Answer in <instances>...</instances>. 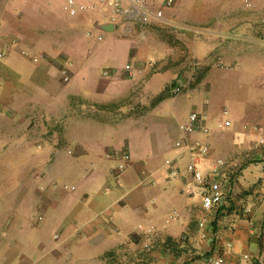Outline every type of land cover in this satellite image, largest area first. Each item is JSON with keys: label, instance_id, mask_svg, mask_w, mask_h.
I'll use <instances>...</instances> for the list:
<instances>
[{"label": "crops", "instance_id": "obj_1", "mask_svg": "<svg viewBox=\"0 0 264 264\" xmlns=\"http://www.w3.org/2000/svg\"><path fill=\"white\" fill-rule=\"evenodd\" d=\"M150 1L162 9L160 20L113 24L98 12L73 18L64 0H0V264H207L216 254L223 264H264V0H252V7L242 0ZM92 24L109 46L128 38L155 53L137 70L141 80H133L134 70L110 79L83 66L98 49L85 41ZM217 61L250 92L244 108L224 119L243 130L237 126L231 141L217 144L223 155L217 157L225 159L220 175L238 194L204 210L185 171L192 157L205 172L214 159L198 153L199 140L188 138L192 151L179 149L145 175L141 168L155 165L148 159L154 155L139 136L135 143L128 139L121 123L138 124L172 94L182 78L178 67L204 70L196 87ZM67 62L72 75L64 82L60 67ZM158 74L165 77L154 80ZM111 87L118 90L103 95ZM154 87L164 97L156 99ZM121 151L141 188L105 182L106 168L119 161L107 154ZM88 163L101 165L82 174ZM78 173L80 189L57 188ZM246 203L252 204L248 216ZM173 209L180 219L162 228ZM138 224L158 228L148 247Z\"/></svg>", "mask_w": 264, "mask_h": 264}, {"label": "rangeland", "instance_id": "obj_2", "mask_svg": "<svg viewBox=\"0 0 264 264\" xmlns=\"http://www.w3.org/2000/svg\"><path fill=\"white\" fill-rule=\"evenodd\" d=\"M85 41L90 48H92V46H98V49L83 66L89 67L90 64L93 66L91 69L94 70L98 76L103 78L114 79L116 76L123 75L126 71L125 65L128 64L130 68L134 70L133 80L138 79L139 81L143 74L141 71L137 72V70L148 67L150 62L155 60V53L140 46V42L136 40H132V45L130 39L118 38L112 43L114 46H109L110 42H107L104 37L100 42H94L88 39ZM167 62L168 64L174 63V61L170 59ZM177 69H179L177 76H182V78L174 83L173 88L179 87V93L175 96H173V92L172 94L170 93L160 101L158 106L139 116V118H137L138 124H136V122H132L131 124L128 119L124 123H121V127H126V137L128 139L135 143L137 136H139L138 140L148 144L146 154L154 155L148 159L150 161L153 160L152 162H156V164L153 165V163L150 164L146 162L145 166L141 168L145 175L154 171L165 159L171 157L179 150L175 142L185 137H183V134L178 130L177 125L194 110L205 115V124L208 127V132H194L187 137V140L195 136L200 144H208L212 151L211 156H213L214 159L217 158V155H222V153L217 152V144L231 141L234 135L233 131L238 125L233 122L226 128H219L218 124L223 122L225 117L234 118V115L241 108H244V97L250 92L249 85L238 82L234 75L235 73L230 69L228 70V65L221 61H217V69H212L208 73L206 80L196 87L195 85L198 83L197 79L204 73L201 67L197 68V66H193L190 63L178 67ZM104 71L107 72L105 76L103 75ZM164 77L165 74H158L153 78L157 80ZM192 87L195 88L192 89ZM117 90L118 87H111L110 89L104 90L105 93L103 92V95L111 97ZM140 91L143 96L147 91L145 85ZM153 92L157 99L162 92L161 87H154ZM118 102L119 100L116 104H118ZM223 109H225V111ZM132 125H136V127ZM140 127L142 128L140 129ZM238 128L242 129L240 126H238ZM117 164L118 162H113L106 168L107 176L106 179H104L105 182L113 186L115 182L120 181L125 190L134 185H136L135 187L137 188H141L142 185L139 183L141 179L137 175L133 164L130 163V160L122 170L117 169ZM100 165V163H88L84 166L81 173L86 174L91 168L97 170ZM81 173L75 176L73 175L66 180L59 181L57 183V188L63 190L73 185L76 189H80L82 183V178H80ZM129 175H134L135 179H132L134 180L133 182L127 180V176ZM150 180H152V178Z\"/></svg>", "mask_w": 264, "mask_h": 264}, {"label": "built area", "instance_id": "obj_3", "mask_svg": "<svg viewBox=\"0 0 264 264\" xmlns=\"http://www.w3.org/2000/svg\"><path fill=\"white\" fill-rule=\"evenodd\" d=\"M164 6L172 4L173 0H163ZM245 7H252V0H242ZM64 8L68 15L77 18L81 14H87L92 12H98L106 18L107 22L116 23H140L147 24L153 19L160 20L163 12L161 8H153L150 0H64ZM85 36L87 39L100 42L103 40V33L92 24L85 29ZM72 63L67 62L60 67L61 79L64 82H68L71 79ZM125 69L131 73L132 69L127 64ZM104 74H107L105 71ZM180 88L175 87L172 92L177 94ZM225 111V109H224ZM230 124L229 120H224L218 124L219 128L227 127ZM178 130L183 134V137L175 142L176 147L179 149H187L192 151L191 146L187 140V137L194 132L207 133L208 127L205 124V116L198 112H191L184 120L180 121L177 125ZM260 143L264 145V137L260 139ZM198 153L202 155H209L211 149L207 143L201 144L198 147ZM116 156L119 161L117 169L122 170L126 163L129 162V155L121 151L117 154H107L108 158ZM171 161H167L166 164H170ZM225 165V159L217 157L210 162L209 170L203 171L201 167L195 162L192 157L185 165V171L191 176L193 184L192 187L195 193L201 197V207L204 210H213L221 206L227 196L234 197L238 194L232 186L228 185L224 180L225 178L220 175L219 168ZM172 175H178V169L171 170ZM257 189L255 188V191ZM252 210V204L246 203L242 207V213L249 215ZM180 213L178 210L173 209L163 220L161 225L164 228L171 220L180 219ZM199 225H203L202 221H199ZM160 227V228H161ZM137 228L143 234V246L148 247L150 239L156 234L158 228L154 225L138 224ZM245 258L249 259L247 254ZM223 257L221 255H211L207 264H223Z\"/></svg>", "mask_w": 264, "mask_h": 264}, {"label": "water", "instance_id": "obj_4", "mask_svg": "<svg viewBox=\"0 0 264 264\" xmlns=\"http://www.w3.org/2000/svg\"><path fill=\"white\" fill-rule=\"evenodd\" d=\"M106 30H112L113 29V25L112 24H108L106 27H105Z\"/></svg>", "mask_w": 264, "mask_h": 264}, {"label": "trees", "instance_id": "obj_5", "mask_svg": "<svg viewBox=\"0 0 264 264\" xmlns=\"http://www.w3.org/2000/svg\"><path fill=\"white\" fill-rule=\"evenodd\" d=\"M164 93H161V94H159V97H158V99H160V98H162V97H164Z\"/></svg>", "mask_w": 264, "mask_h": 264}]
</instances>
